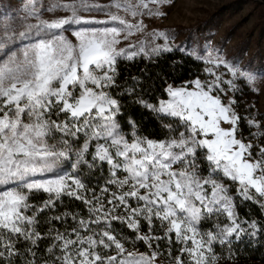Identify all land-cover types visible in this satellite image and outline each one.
Wrapping results in <instances>:
<instances>
[{"label": "snow or ice", "instance_id": "snow-or-ice-1", "mask_svg": "<svg viewBox=\"0 0 264 264\" xmlns=\"http://www.w3.org/2000/svg\"><path fill=\"white\" fill-rule=\"evenodd\" d=\"M171 3L27 0L22 20L0 11V264H219L218 248L264 237V222L238 211L264 213V112L238 110L241 85L261 91L256 76L204 49L185 53L203 78L165 80L154 102L140 77L118 82L121 61L185 52L170 31L147 30ZM128 100L158 127L145 135L125 119Z\"/></svg>", "mask_w": 264, "mask_h": 264}, {"label": "rangeland", "instance_id": "rangeland-1", "mask_svg": "<svg viewBox=\"0 0 264 264\" xmlns=\"http://www.w3.org/2000/svg\"><path fill=\"white\" fill-rule=\"evenodd\" d=\"M3 3L7 7L0 11H22L27 0H3ZM161 10L166 16L145 18L148 31L168 30L172 33L170 43L187 51L204 54V49L214 53L222 49L219 54L238 60L239 66L256 76L255 86L261 90L259 106L264 111V0H172ZM45 17L52 18L47 13ZM161 264H167L164 257Z\"/></svg>", "mask_w": 264, "mask_h": 264}, {"label": "trees", "instance_id": "trees-1", "mask_svg": "<svg viewBox=\"0 0 264 264\" xmlns=\"http://www.w3.org/2000/svg\"><path fill=\"white\" fill-rule=\"evenodd\" d=\"M45 2H47V0H45ZM24 11L25 9L22 11L10 10L7 12L8 18L12 20H22ZM186 51L187 50H185V52L173 51L171 53H163L152 61H147L143 58L132 62L121 61L118 65L120 71L118 82H130L131 77H140L142 89L149 93L145 98L154 102L152 98L159 94L158 90L165 80L170 83L175 79L176 83H180L185 80L193 79L196 75H201L203 78L201 73L202 62L187 56L185 54ZM241 88V98L238 99V110L241 114H248L245 111L248 105H254V111L258 110L259 112H264L259 106V93L250 91L245 85H241ZM126 108L127 111L124 114V118L136 121L138 127L144 131L145 135L158 127V122L152 117V114L148 110L142 109L139 105L131 103V100L126 102ZM241 127L243 128L244 134L247 135L248 130L244 128L243 124ZM124 128L125 131H130V128L126 125ZM45 198L44 194L41 193L36 196L32 202L39 203V201ZM65 204L74 205L76 210H82V206L79 202L69 201L65 198ZM59 210L62 211L64 209L61 208ZM69 210H71V208ZM238 211L242 217L264 222V213L261 212L258 206L252 203H245L243 207H238ZM114 226L117 228L120 227L118 224ZM205 227H207V225H205ZM46 245L47 241L43 242L41 247L43 248ZM235 247L237 246H234V248ZM238 247L239 251H233L231 255H229L227 249L218 248L217 251L222 254L220 264H264V237L254 240L250 245L247 243L239 244ZM140 250L143 251L144 248L140 246ZM173 254L175 255V251Z\"/></svg>", "mask_w": 264, "mask_h": 264}]
</instances>
